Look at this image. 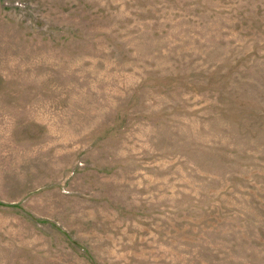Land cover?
<instances>
[{
	"label": "rangeland",
	"instance_id": "rangeland-1",
	"mask_svg": "<svg viewBox=\"0 0 264 264\" xmlns=\"http://www.w3.org/2000/svg\"><path fill=\"white\" fill-rule=\"evenodd\" d=\"M0 264H264V0H0Z\"/></svg>",
	"mask_w": 264,
	"mask_h": 264
}]
</instances>
